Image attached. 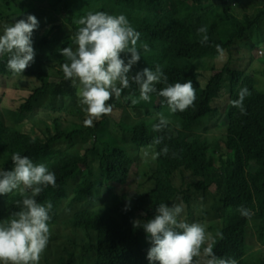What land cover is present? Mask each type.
I'll list each match as a JSON object with an SVG mask.
<instances>
[{
    "label": "trees",
    "instance_id": "obj_1",
    "mask_svg": "<svg viewBox=\"0 0 264 264\" xmlns=\"http://www.w3.org/2000/svg\"><path fill=\"white\" fill-rule=\"evenodd\" d=\"M234 1L239 10L244 12L241 0H44L40 5L30 4L27 0H0V34L5 26L29 14L39 21V28L32 35L34 63L23 74L14 75L7 67L8 56H0V75L4 77V84H0V149L10 140L28 146L42 139L61 138L75 145L78 134L84 138L85 149H77L74 162L66 168L52 171L55 173L56 187H47L37 197L39 202H51L53 205L49 222L50 240L39 264H92L94 254L104 256L111 264H150L147 259L151 247L148 237L143 228H134L132 222L153 218L155 208L161 203H174V194L180 189V185L175 183V170L170 172L171 179H161V185L143 187L146 181L142 182L134 204H130V210L124 211L128 192L115 191L109 182L125 184L133 159L121 145L109 144L98 150L96 136H90L96 131H93L94 127L97 130L114 129L116 120L110 114L113 125L109 122L108 128H99L104 121L102 118L94 121L92 126H85L86 113L79 104V87L65 80L62 72L61 66L67 59L61 55V50L76 47L72 40L78 28L76 20L90 11L124 14L136 30L145 22L156 25L175 22L186 11L185 5L189 4L197 8L191 14L197 34L199 28L206 26L208 37L219 42L223 49L241 57L253 58L260 49H264V3L245 24L232 7ZM60 12L71 18L73 32L58 35L55 42V28L49 27L62 19ZM51 67L55 69L51 70ZM213 75L230 84L245 79L241 86L247 87L251 93L244 100L246 114L242 115L231 103L238 99L242 88L233 93L214 92L204 102L195 101L194 106L184 112L171 113L182 130L166 126L149 135L142 134L136 130L138 122L124 109L127 121L123 122L134 133L141 134L140 137L124 140H161L162 149L157 153L160 166L161 158L165 155L163 153L161 156L160 153L165 149L173 151L175 166L176 155L180 162L188 148L202 146L200 138H204L207 145H212L214 151L225 141L226 135H233V146L215 151L222 155L221 165L217 167L210 163L204 167L216 170L222 185L236 191L246 176V169L236 160L237 153L240 155L241 149L255 153L258 138L264 137V92L258 89L257 77L253 72L244 75L242 71L232 68L215 69ZM124 92L127 96L132 93L139 96L135 84ZM160 99L163 100L162 97ZM110 103L119 107L121 100L113 99ZM226 113L229 114V121L219 130L217 127ZM73 115L78 116L79 126L67 130L62 123L71 120ZM199 131L205 134H198ZM208 132H220L222 135L208 141ZM170 137L173 140L183 137V143L178 147L164 144L165 139ZM210 157L214 160L213 156ZM260 159L259 155L254 154L245 163L251 164ZM196 164L203 165L202 162ZM123 167L127 168L126 178L117 174ZM103 188L108 189L114 201L111 208L101 205V200L92 197ZM0 211L3 214L0 221H3L19 211V208L11 196L5 195L0 196ZM87 215L92 216V224L84 225L82 234L79 226ZM254 217L264 234V200L260 212ZM246 219L239 215L221 226L219 232L223 234V239L218 237L215 240L213 250L217 256L236 259L238 264H264V237L246 226ZM255 250L259 255L257 261H245V257Z\"/></svg>",
    "mask_w": 264,
    "mask_h": 264
},
{
    "label": "clouds",
    "instance_id": "obj_2",
    "mask_svg": "<svg viewBox=\"0 0 264 264\" xmlns=\"http://www.w3.org/2000/svg\"><path fill=\"white\" fill-rule=\"evenodd\" d=\"M27 2L40 5L44 0ZM234 2L232 7L237 9ZM76 24L72 37L76 47L61 50L67 59L61 67L65 80L79 87L85 126L113 113L110 101L121 100L122 93L133 84L138 87L139 96L132 93L124 96V101H130L132 106L149 103L155 93L173 114L193 107L195 101L204 102L214 92H235L232 84L213 75L218 67L210 66L208 60L223 58L227 50L208 37L206 26L197 30L201 36L198 35L191 15H180L177 21L162 25L145 22L135 30L124 14L90 11ZM38 28L39 21L31 14L3 28L0 56H8L7 67L14 75L23 74L34 63L32 35ZM250 95L244 87L238 99L231 101L242 115L246 114L244 100ZM169 123L159 114L154 129ZM76 155V146L61 138L42 139L28 146L10 140L0 149V196H11L19 208L0 221V264H39L50 240L53 205L41 203L37 197L47 187H56L52 171L70 166ZM203 161V155L195 159V163ZM130 202L131 197L124 211L130 210ZM237 211L251 218V209L241 205ZM183 212L182 203H161L153 218L132 222L134 228H143L148 237L150 264H238L236 259L214 252L212 245L216 237L223 239L222 233L217 232L214 237L204 224L187 222ZM92 264L111 263L94 254Z\"/></svg>",
    "mask_w": 264,
    "mask_h": 264
},
{
    "label": "rangeland",
    "instance_id": "obj_3",
    "mask_svg": "<svg viewBox=\"0 0 264 264\" xmlns=\"http://www.w3.org/2000/svg\"><path fill=\"white\" fill-rule=\"evenodd\" d=\"M264 0H241V4L244 6V12H241L238 8H233L234 11L239 15L241 20L247 24L251 18H253L257 11L262 7ZM186 11L181 13L180 15L183 16H190L197 8L193 7L189 4H186ZM62 19L57 20L54 22L49 28H55V34L53 35L54 41L57 42V36L61 34H67L73 32V27L71 23V18L64 12H60ZM264 51V49H263ZM37 54V52H36ZM6 56V55H5ZM264 52H258V55L253 58L248 57H241L234 53H230L225 51V56L223 58L219 57H209L210 66L216 64L219 70H228L229 68L234 69L235 71H242L244 75L249 72H253L257 77V87L260 91L264 92ZM52 61V60H51ZM55 68L51 67V70ZM2 79L0 84H4V77L0 75ZM127 96L122 93L121 101L124 104H127V101L123 100V97ZM144 103V102H143ZM137 106V105H136ZM151 108L154 107V104L150 105ZM131 114L135 115L137 119H141L143 114L141 113L140 108L130 107L129 108ZM166 112L170 114L168 107H165ZM112 117L116 120V126L114 129H103L97 130V127H94L95 132L91 133L90 136H96L97 139V148L98 150H102L107 145L111 144L112 146L121 145L125 147V153L128 155L129 152L135 159V163L132 167L131 174L128 178V181L125 184H120L116 182H109V184L113 187V189L117 192L127 191L129 197H131L130 204H134L139 190V184L146 180V186L155 187L157 185H161V179H171L170 172L174 171V159H173V151L171 149H165L163 152L160 153L162 156L163 153L165 154L164 157L161 158L162 165L159 167V171L154 174L155 168L157 166V162L152 158L148 160L142 161L140 157V149L137 145L133 142L125 141V139H130L134 137H140L141 134L134 133L128 125L123 122L124 112L122 108L115 107L113 108V113H111ZM104 121L99 125V128L105 126L108 128L109 122H111L110 114L102 117ZM147 120V118H145ZM229 121V114L226 113L223 115L220 125L217 127L219 130H222V127ZM84 123V122H83ZM62 126L67 129L71 130L79 126L78 124V116L73 115L71 120L67 122H63ZM201 134V133H198ZM205 134V133H204ZM209 140L212 141V137H220L222 133H210L208 132ZM76 148L84 150L85 146L83 144L84 138L81 134L76 136ZM202 142V146L195 145L192 148H188L184 156L180 161V167H175L180 180H193L198 181V179H203L204 175H202V171L205 170L204 166H207L210 163H214L215 166H220L222 163V155L220 152L216 153L215 150L213 151L212 145H207L204 138H200ZM234 136L233 135H226L225 141L222 142L220 148L231 147L233 146ZM203 155L204 161L202 162L203 165H198L195 163V159L197 156ZM210 156L214 157V160L211 159ZM181 169L183 170L184 174L182 175ZM117 174L122 177L126 178L127 176V168L123 167L118 170ZM151 176V177H150ZM151 179H148V178ZM188 196L183 197L182 194H179L174 203L179 204L182 203L184 205V212L182 214L183 218L189 222H197L202 223L206 226L207 231L212 233L215 237V234L219 232L223 219L226 216H220L222 211L226 210V214H232L237 212V207H233L232 209L228 210L223 205L222 196L223 194L219 193L216 185H208L203 189H198L197 187H193V189H189ZM96 200H101V205H104L107 208H111L114 205V201L110 198V194L107 188H103L100 192H95L92 196ZM173 204V203H172ZM231 204L228 205L230 207ZM171 206V204H169ZM219 212V213H218ZM92 224V216L87 215L82 220L79 228L84 234L83 227L84 225H91ZM218 237L215 238V240ZM257 240L260 239L259 236L256 237ZM215 243V241H214ZM214 243L212 246H214ZM263 244V242H261ZM44 255V253H43ZM42 255V257H43ZM258 251H253L250 255L245 257V261L247 262H254L257 261L258 258Z\"/></svg>",
    "mask_w": 264,
    "mask_h": 264
},
{
    "label": "crops",
    "instance_id": "obj_4",
    "mask_svg": "<svg viewBox=\"0 0 264 264\" xmlns=\"http://www.w3.org/2000/svg\"><path fill=\"white\" fill-rule=\"evenodd\" d=\"M245 80V79H244ZM244 80L240 81L237 84H232V87L236 90L242 88V84ZM258 83V82H257ZM163 100L160 99L159 96L155 95L152 96L151 102L149 103H143L141 102L137 106H133L135 108H140L142 111L141 113L143 114V117L141 119H137L135 115L131 114L129 108L132 107L131 102L127 101V104H124L121 101V105L119 106L122 108L123 112L124 109H127L129 114L132 116V119H135L138 122L137 129L139 132L142 134L149 135L154 132V126L159 123V114H162L165 118L170 120V114L166 112L165 107L167 105L162 102ZM154 104V107L151 108L150 105ZM229 106V103L227 104ZM125 114V112H124ZM147 118V120L145 119ZM172 122L167 125L171 128L174 129H181V127L176 123L175 119L173 118V115L171 114ZM123 121L126 123L127 118L126 114L122 118ZM132 127L133 124H130ZM105 128H102L103 130ZM199 133L204 134V132L199 131ZM124 139V138H123ZM183 137L181 138H176L173 140L172 137L166 138L164 141V144L172 147V146H180L183 143ZM133 142V141H130ZM135 145H137L140 149V157L142 161L148 160L149 158H152L157 162V166L155 168L154 174L159 171V166L160 162L157 159V153L161 151L162 146H161V140H155L152 138L150 141H141V142H133ZM264 151V137L263 135L260 136L257 140V145H256V152L255 153H249L245 149L240 150V155L237 153L236 160L238 164L246 169V176L241 184L240 187L236 191H233L232 188L228 186V189L225 188L221 180L219 179V173L214 170V169H208L205 168L201 173L204 175L203 179H198V181H187V180H180V177L178 176L175 167L181 168L180 167V162H179V156H175V174H176V179L175 183L180 185V189L177 190V192L174 194V201L176 197L179 194H182L183 197L188 196V191L189 189H193V187H197L198 189H203L208 185H216V188L219 193L223 194L222 196V202L223 205L226 207V209L230 210L233 207L239 208L241 205H243L246 208L251 209L252 215L250 219H246V226H248L250 229L253 231L257 232V234L261 235L264 237V234L262 233L263 231L261 228L258 227V225L255 222V215L260 212V206L262 201L264 200V155L262 152ZM130 153V152H129ZM259 155L260 160L254 161L251 164H246L245 161L247 158H249L252 155ZM132 159H133V164L132 167L135 163V159L130 153ZM132 171V168H131ZM130 171V174H131ZM182 175L184 174L183 170L181 169ZM130 176V175H129ZM129 178V177H128ZM128 181V180H127ZM146 181V180H145ZM144 181V182H145ZM230 207H228V205ZM219 213V212H218ZM220 216H226L223 219L222 226L231 218L239 216L240 213L239 211L232 213V214H226V210L222 211Z\"/></svg>",
    "mask_w": 264,
    "mask_h": 264
},
{
    "label": "built area",
    "instance_id": "obj_5",
    "mask_svg": "<svg viewBox=\"0 0 264 264\" xmlns=\"http://www.w3.org/2000/svg\"><path fill=\"white\" fill-rule=\"evenodd\" d=\"M233 5L235 6L236 3L234 2ZM260 52L263 53L264 52L263 49H260Z\"/></svg>",
    "mask_w": 264,
    "mask_h": 264
}]
</instances>
